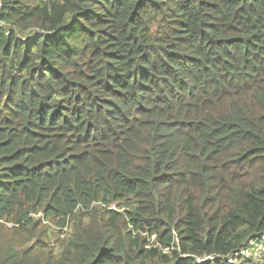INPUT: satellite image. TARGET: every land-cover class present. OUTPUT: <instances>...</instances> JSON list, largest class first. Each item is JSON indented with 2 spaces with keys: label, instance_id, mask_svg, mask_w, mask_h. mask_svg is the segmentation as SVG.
I'll return each mask as SVG.
<instances>
[{
  "label": "trees",
  "instance_id": "16d2710c",
  "mask_svg": "<svg viewBox=\"0 0 264 264\" xmlns=\"http://www.w3.org/2000/svg\"><path fill=\"white\" fill-rule=\"evenodd\" d=\"M1 222L0 264H228L264 234V0H0Z\"/></svg>",
  "mask_w": 264,
  "mask_h": 264
},
{
  "label": "built area",
  "instance_id": "2783aa9c",
  "mask_svg": "<svg viewBox=\"0 0 264 264\" xmlns=\"http://www.w3.org/2000/svg\"><path fill=\"white\" fill-rule=\"evenodd\" d=\"M254 246H264V235L255 240L252 239L249 243L242 248V250L233 254V256L227 258L229 264H261L256 259H251ZM214 255H209L206 258L213 259Z\"/></svg>",
  "mask_w": 264,
  "mask_h": 264
},
{
  "label": "rangeland",
  "instance_id": "374dc122",
  "mask_svg": "<svg viewBox=\"0 0 264 264\" xmlns=\"http://www.w3.org/2000/svg\"><path fill=\"white\" fill-rule=\"evenodd\" d=\"M44 226H47V229L51 231H56V228L49 222V221H44L43 222ZM13 225L9 222H1L0 227L1 228H6V229H11ZM65 232V231H64ZM56 234V232H55ZM63 235L60 234V238ZM264 246H254V249L252 251L251 259H256L259 263L264 264Z\"/></svg>",
  "mask_w": 264,
  "mask_h": 264
},
{
  "label": "clouds",
  "instance_id": "9594fccd",
  "mask_svg": "<svg viewBox=\"0 0 264 264\" xmlns=\"http://www.w3.org/2000/svg\"><path fill=\"white\" fill-rule=\"evenodd\" d=\"M262 235H264V234H261V235H258V236H256L257 238H259V237H261ZM253 238H250L246 243H245V245L244 246H246L248 243H249V241L250 240H252ZM243 246V247H244ZM242 247V248H243ZM242 248L240 249V250H242ZM240 250H238V251H240ZM238 251H235V252H233L231 255H228V256H225V257H222L224 260H226L227 261V258H229V257H231V256H233V254L234 253H236V252H238ZM264 251V250H263ZM215 256V255H214ZM206 258V257H205ZM215 258H217V256H215ZM197 262H200V260H197ZM227 263H228V261H227ZM229 264V263H228Z\"/></svg>",
  "mask_w": 264,
  "mask_h": 264
}]
</instances>
